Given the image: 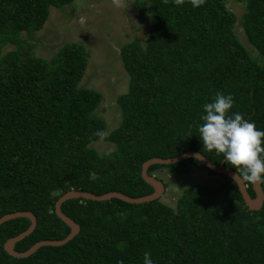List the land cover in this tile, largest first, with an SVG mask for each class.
<instances>
[{
	"label": "trees",
	"instance_id": "1",
	"mask_svg": "<svg viewBox=\"0 0 264 264\" xmlns=\"http://www.w3.org/2000/svg\"><path fill=\"white\" fill-rule=\"evenodd\" d=\"M239 1L241 17L228 0H206L198 8L189 0L179 6L173 0L136 3L139 10L148 5L150 34L121 48L129 91L118 98L120 126L105 137L107 122L98 112L103 94L80 87L89 60L84 45L66 44L48 61L22 37L41 31L52 7L75 0H0V218L32 212L38 220L17 251L68 237L71 229L56 214V203L71 190L151 195L154 189L142 177L150 159L197 152L237 171L222 154L204 150L198 129L203 105L222 93L234 97L229 115L240 113L264 131V0ZM7 45L16 49L3 54ZM103 138L113 152L93 147ZM191 168L218 175L197 159L154 165L149 175L167 169L182 176ZM219 176L224 180L217 186L186 188L175 207L161 199L69 200L62 210L80 225L79 235L27 259L9 256L4 245L31 221L6 222L0 226V264H143L145 252L153 264H264V207L250 211L237 183Z\"/></svg>",
	"mask_w": 264,
	"mask_h": 264
},
{
	"label": "rangeland",
	"instance_id": "2",
	"mask_svg": "<svg viewBox=\"0 0 264 264\" xmlns=\"http://www.w3.org/2000/svg\"><path fill=\"white\" fill-rule=\"evenodd\" d=\"M143 1L127 0V8H118L113 0H75L72 5L63 8L52 7L45 27L34 37L22 35L26 44L33 46L34 54L48 61L66 44L84 45L89 60L80 87L103 94L104 100L98 112L107 122L105 137L120 126L122 113L118 98L129 91L130 77L124 69L121 48L135 40L145 42L150 34L148 5L141 10L136 6L137 2ZM228 8L238 17L245 10L239 0H228ZM237 31L245 46L251 49L239 24ZM14 49L15 46L7 45L3 54ZM93 147L101 154L111 153L115 149L105 138ZM156 176L166 185L161 201L172 207L176 206L178 197L186 188L200 183L217 186L224 180L219 175L197 168L189 169L182 176H175L169 170L162 169Z\"/></svg>",
	"mask_w": 264,
	"mask_h": 264
},
{
	"label": "clouds",
	"instance_id": "3",
	"mask_svg": "<svg viewBox=\"0 0 264 264\" xmlns=\"http://www.w3.org/2000/svg\"><path fill=\"white\" fill-rule=\"evenodd\" d=\"M169 0H164L168 3ZM182 5L185 0H173ZM194 8L203 6L206 0H189ZM118 8H127V0H113ZM234 106V97L217 93L213 102L205 103V115L201 117L203 124L198 132L202 138L204 150L222 154L224 162L231 164L237 171L233 178H242L243 182L264 185V131L249 122L240 113L229 115ZM103 136V132L96 133ZM242 170V171H238ZM123 264V261H120ZM143 264H153L151 254L144 253Z\"/></svg>",
	"mask_w": 264,
	"mask_h": 264
},
{
	"label": "water",
	"instance_id": "4",
	"mask_svg": "<svg viewBox=\"0 0 264 264\" xmlns=\"http://www.w3.org/2000/svg\"><path fill=\"white\" fill-rule=\"evenodd\" d=\"M190 159H197L201 163H203L204 166L208 170L218 175H225L228 178H231L234 180L233 174L236 171L225 167L224 163L220 165L212 163L205 155L201 153L188 152L178 157L169 158V159L153 158L145 162L142 166L143 179L154 189V192L151 195L143 196L139 198H132L120 192H110V193L98 196V195L91 194L89 192L71 190L68 193H66L63 197H61L59 201L56 203V214L71 229V232L67 238L63 240H57V241H51V240L41 241L33 245L26 252H19L16 250V245L34 233V231L37 228L38 220H37V217L32 212H15V213L7 214L3 216L2 218H0V226L5 224L6 222H9L11 220L18 219V218L29 219L31 221V226L29 227L28 230H26L22 234L7 240L4 245V250L11 257H14L17 259H27L31 257L32 255H34L38 250H40L43 247H46V246L61 247V246L66 245L70 241H72L75 237L79 235L81 231V227L72 218L67 216L62 210L63 204L72 199H86V200L96 201V202H107L113 199H119L129 204H144V203H151L153 201L160 200L166 191V186L156 176L149 175L150 167L154 165H161V166L175 165V164L182 163L184 161H188ZM236 179L237 181L235 180L234 181L238 185V188L242 194L246 207L252 212L261 211L262 208L264 207V187L263 185L252 184V188L255 192V197L253 198L249 193V185L247 184V182L246 181L243 182L242 178L238 176L236 177Z\"/></svg>",
	"mask_w": 264,
	"mask_h": 264
}]
</instances>
